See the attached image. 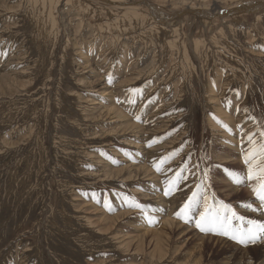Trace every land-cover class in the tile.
I'll return each instance as SVG.
<instances>
[{
    "label": "rangeland",
    "instance_id": "obj_1",
    "mask_svg": "<svg viewBox=\"0 0 264 264\" xmlns=\"http://www.w3.org/2000/svg\"><path fill=\"white\" fill-rule=\"evenodd\" d=\"M120 2L137 12L100 0H0V264H258L264 236L245 246L199 231L198 213L190 223L174 213L203 181L210 204L264 223L243 162L245 134L258 139L264 123V9L176 14L214 3L226 15L264 0ZM177 149L163 172L152 167ZM185 163L187 179L166 197Z\"/></svg>",
    "mask_w": 264,
    "mask_h": 264
},
{
    "label": "snow or ice",
    "instance_id": "obj_2",
    "mask_svg": "<svg viewBox=\"0 0 264 264\" xmlns=\"http://www.w3.org/2000/svg\"><path fill=\"white\" fill-rule=\"evenodd\" d=\"M112 82V78L109 77L108 83L111 84ZM129 91L135 93L138 92L139 89H129ZM133 102L134 101L131 100L129 101V103ZM135 119L139 121L140 116L137 115ZM213 119H215V117H213ZM216 122L218 124L221 123L219 120ZM221 126L226 127L225 125ZM257 131L259 132L258 139L255 138V132L245 134L249 147L244 152L243 162L247 166L246 179L249 182L248 187H250L256 200L259 201V209L264 210V123H257ZM157 142L158 139H153L148 143V147H152V145ZM178 151L179 149L174 150L166 156L161 157L159 162L153 161L152 167L158 173L163 172V165L176 156ZM101 154L105 155L104 153ZM113 163H115V161H113ZM186 170L187 164L185 163L184 166L176 172L174 177L165 181L164 195L166 197L172 195L176 191L177 186L182 180L187 179L186 176L182 175ZM227 174L233 183L237 185L244 183V177L234 172H228ZM206 176L207 174L205 173V179ZM202 184L203 181L196 184V190L192 191L191 195L187 197V200L180 206L179 210L174 213L177 219L182 220L184 223H190L193 222V217L198 213V216L194 219V224L199 231L223 235L245 246L249 243H256L259 238L264 236V223H258L255 220L245 221L244 218L238 216L229 205L223 204L222 202L217 201L215 205L210 204L208 195L206 193L202 195ZM124 200L128 207L139 209L144 213L149 224L154 222L151 217H147L145 209L134 199L124 197ZM104 206L108 211H112L107 198L104 200ZM244 207L251 208V205L246 204ZM252 210L255 211L256 209ZM233 221H240L241 225L246 224L247 226H234Z\"/></svg>",
    "mask_w": 264,
    "mask_h": 264
},
{
    "label": "bare ground",
    "instance_id": "obj_3",
    "mask_svg": "<svg viewBox=\"0 0 264 264\" xmlns=\"http://www.w3.org/2000/svg\"><path fill=\"white\" fill-rule=\"evenodd\" d=\"M70 1V0H69ZM174 1V0H173ZM20 2V1H19ZM33 2V1H32ZM44 2V1H43ZM140 1H138V2H135V3H130V4H135V5H137L138 3H139ZM12 3V2H11ZM18 3V2H17ZM21 3V2H20ZM35 3V2H34ZM53 3V2H52ZM58 3V2H57ZM70 3V2H69ZM95 3V2H94ZM102 3H105V4H109V5H114L115 3L116 4H119V6L121 7L122 5H125V6H129V5H127L128 3H126V4H123V3H121L120 2V0H105L104 2H102ZM142 3V2H141ZM143 4H144V2H143ZM252 4V3H251ZM249 2H246L243 6V8H247V7H249L250 5H251ZM48 5H49V3H46L45 2V5H43L44 6V10H45V6H47V8H48ZM51 5V4H50ZM140 5V4H139ZM37 6V5H36ZM55 6V5H54ZM68 6V5H67ZM145 6H147L148 8H149V10H150V12H151V18L154 20V21H156V22H158V23H160V20H162L163 19V17L164 16H161L159 13H157L154 9H152V5H150L148 2L147 3H145ZM213 10H208V8H202V9H191V10H188V11H190V12H192L193 14L192 15H197V16H201V17H205V16H216V15H222V11H221V9L219 10L218 9V7H217V5L216 4H214L213 3ZM234 6V5H233ZM14 7V6H13ZM38 7V6H37ZM41 7V6H40ZM39 7V8H40ZM116 7V6H115ZM241 7V6H240ZM252 7V6H251ZM253 7H255V6H253ZM50 8V7H49ZM121 8H125V9H127L128 10V12L130 11H133V12H137V10H136V8L135 7H121ZM193 8V7H192ZM237 7H235L234 9H236ZM42 9H43V7H42ZM105 9V8H104ZM48 10V9H47ZM56 10V9H55ZM68 10V9H67ZM72 10V9H71ZM52 11H53V9H52ZM74 11V10H73ZM4 12H6V11H4ZM231 12V11H230ZM228 12L227 14H228V16L229 15H231L232 13H238L239 12V10H234L233 12ZM25 13V12H24ZM73 13V12H72ZM140 13V12H139ZM178 13H180V12H178ZM54 14V13H53ZM58 14V13H57ZM63 14V13H62ZM69 14V13H68ZM67 14V15H68ZM126 14V13H125ZM141 14V13H140ZM128 15V14H127ZM135 16H137V15H135ZM178 16V15H177ZM140 17V16H139ZM176 17V16H175ZM220 17V16H219ZM80 18V17H79ZM119 18V17H118ZM130 18V17H129ZM137 18H138V16H137ZM142 18V17H141ZM186 18V17H185ZM207 18V17H206ZM205 18V19H206ZM180 19V18H179ZM211 19V18H210ZM51 20V19H50ZM64 20V19H63ZM67 20V19H66ZM141 20H143V19H141ZM164 20V19H163ZM166 20V19H165ZM185 20V19H184ZM214 20V19H213ZM81 21V20H80ZM146 21V20H145ZM195 21V20H194ZM44 22V21H43ZM72 23V22H71ZM193 23V22H192ZM63 24V23H62ZM74 24V23H73ZM152 24V23H151ZM42 25V24H41ZM50 25V24H49ZM85 26V25H84ZM106 26V25H105ZM119 26V25H118ZM162 26H164V25H162ZM43 27V26H42ZM72 27H73V25H72ZM203 27V26H202ZM232 27V26H231ZM69 28V27H68ZM79 28V27H78ZM107 28V27H106ZM144 28V27H143ZM157 28V27H156ZM8 29V28H7ZM174 30V29H173ZM105 31V30H104ZM148 31V30H147ZM235 31V30H234ZM248 31V30H247ZM215 33V32H214ZM33 34V33H32ZM183 34V33H182ZM181 34V35H182ZM34 35V34H33ZM134 35V34H133ZM147 35V34H146ZM138 36V35H137ZM56 37V36H55ZM101 37H102V35H101ZM72 38V37H71ZM70 38V39H71ZM145 38V37H144ZM175 38V37H174ZM97 39V38H96ZM138 39V38H137ZM142 39V38H141ZM190 39V38H189ZM194 39V38H193ZM143 40V39H142ZM163 40V39H162ZM224 40V39H223ZM259 40V39H258ZM74 41V40H73ZM105 42V41H104ZM161 42V41H160ZM190 42V41H189ZM188 42V43H189ZM151 43V42H150ZM187 43V44H188ZM214 43V42H213ZM63 44H64V42H63ZM80 44V43H79ZM135 44V43H134ZM139 44V43H138ZM162 44V43H161ZM251 44V43H250ZM170 45V44H169ZM106 46V45H105ZM117 46V45H116ZM249 46V45H248ZM128 47V46H127ZM146 47V46H145ZM122 48V47H121ZM198 48V47H197ZM249 48V47H248ZM96 49V48H95ZM171 49V48H170ZM194 49V48H193ZM29 51V50H28ZM162 51V50H161ZM168 51V50H167ZM237 53V52H236ZM256 53V52H255ZM202 54V53H201ZM218 54V53H217ZM80 55V54H79ZM78 55V56H79ZM157 55V54H156ZM184 55V54H183ZM84 58V57H83ZM139 58V57H138ZM198 58V57H197ZM85 59L87 60V58L85 57ZM173 59V58H172ZM84 60V59H83ZM82 60V61H83ZM181 60V59H180ZM190 61V60H189ZM199 62V61H198ZM236 62V61H235ZM87 63V62H86ZM88 65V64H87ZM158 65V64H157ZM173 65H174V63H173ZM187 65V64H186ZM236 65V64H235ZM165 66V65H164ZM84 67V66H83ZM193 67V66H192ZM177 68V67H176ZM56 69V68H55ZM243 69V68H242ZM168 71H169V69H168ZM173 71V70H172ZM262 71V70H261ZM222 72V71H221ZM61 73V72H60ZM219 73V72H218ZM3 74V73H2ZM123 74V73H122ZM159 74V73H158ZM233 74V73H232ZM10 75V74H9ZM176 75V74H175ZM125 76H126V74H125ZM237 76V75H236ZM9 77V76H8ZM7 77V78H8ZM159 77V76H158ZM234 77V76H233ZM169 78V77H168ZM186 78V77H185ZM83 79V78H82ZM167 80V79H166ZM173 80V79H172ZM1 81V80H0ZM160 81V80H159ZM2 82V81H1ZM78 82V81H77ZM96 82H97V80H96ZM192 82V81H191ZM41 83V82H40ZM92 83V82H91ZM3 84V83H2ZM89 86V85H88ZM71 87V86H70ZM42 88V87H41ZM84 88V87H83ZM224 88H225V86H224ZM14 89V88H13ZM85 89V88H84ZM97 90V89H96ZM104 91V90H103ZM1 93H2V91H1ZM75 93V92H74ZM209 93H210V91H209ZM15 94V93H14ZM90 94V93H89ZM225 94V93H224ZM116 95V94H115ZM5 96V95H4ZM111 96V95H110ZM109 96V97H110ZM204 96V95H203ZM107 97V96H106ZM42 99V98H41ZM111 99V98H110ZM211 99V98H210ZM209 99V100H210ZM102 101V100H101ZM214 101H216V100H214ZM7 102V101H6ZM109 102V101H108ZM7 104V103H6ZM98 105V104H97ZM89 107V106H88ZM97 109H98V107H97ZM100 109V108H99ZM118 109V108H117ZM88 110V109H87ZM110 110V109H109ZM119 110V109H118ZM120 110H121V108H120ZM110 111H113V110H110ZM109 111V112H110ZM3 112V111H2ZM83 112V111H82ZM104 112V111H103ZM114 112H116V111H114ZM118 112V111H117ZM108 113V112H107ZM112 114H113V112H111ZM111 113H109V114H111ZM105 114V113H104ZM123 114V113H122ZM106 115V114H105ZM120 114L118 113L117 114V117L119 116ZM221 115V114H220ZM223 115V114H222ZM227 115V114H226ZM67 116V115H66ZM110 116V115H109ZM114 116V115H113ZM89 117V116H88ZM101 117V116H100ZM116 117V116H115ZM128 117V116H127ZM121 119V117H119V120ZM125 119V118H124ZM90 120V119H89ZM96 120V119H95ZM100 120V119H99ZM123 120V119H122ZM87 121V120H86ZM92 121V120H91ZM124 122H125V120H124ZM21 123V122H20ZM114 123V122H113ZM87 124V123H86ZM126 124V123H125ZM77 125V124H76ZM115 125V124H114ZM133 126V125H132ZM83 127V126H82ZM130 127V126H129ZM117 128H118V126H117ZM125 128V127H124ZM123 128V129H124ZM131 128V127H130ZM138 128H139V126H138ZM212 128V127H211ZM125 129H127V127L125 128ZM124 129V130H125ZM108 130V129H107ZM134 130V129H133ZM14 131V130H13ZM216 131V130H215ZM27 132V131H26ZM117 132V131H116ZM129 132H130V130H129ZM113 133V132H112ZM100 135V134H99ZM114 135V134H113ZM41 136V135H40ZM85 138V137H84ZM89 138V137H88ZM66 139V138H65ZM31 140V139H30ZM215 140V139H214ZM213 141V140H212ZM231 141V140H230ZM18 142V141H17ZM77 142V141H76ZM233 142V141H232ZM111 143V142H110ZM66 145V144H65ZM60 146H62V145H60ZM135 146V145H134ZM138 146V145H137ZM8 147V146H7ZM101 147V146H100ZM139 147V146H138ZM137 147V148H138ZM232 147V146H231ZM143 148V147H142ZM1 149V148H0ZM4 149V148H3ZM2 150V149H1ZM36 150V149H35ZM44 150V149H43ZM229 151V150H228ZM236 151V150H235ZM36 152V151H35ZM3 155V154H2ZM45 155V154H44ZM87 155V154H86ZM6 156V155H5ZM71 156V155H70ZM122 156V155H121ZM46 157V156H45ZM239 157V156H238ZM232 158V157H231ZM121 159V158H120ZM104 161V160H103ZM233 161V160H232ZM57 163V162H56ZM229 163V162H228ZM235 164V163H234ZM104 165V164H103ZM240 165V164H239ZM96 166V165H95ZM133 167V166H132ZM36 168V167H35ZM63 168V167H62ZM79 168V167H78ZM107 168V167H106ZM122 168V167H121ZM139 168V167H138ZM146 168V167H145ZM238 168V165H236L235 166V169H236V171L238 170L237 169ZM104 169V168H103ZM126 169V168H125ZM124 169V170H125ZM143 169V168H142ZM120 170V169H119ZM127 170V169H126ZM125 170V171H126ZM117 171V170H116ZM115 171V172H116ZM123 171V170H122ZM130 171V170H129ZM121 172V171H120ZM137 172V171H136ZM142 172V171H141ZM56 173V172H55ZM117 173H118V171H117ZM139 173V172H138ZM137 173V174H138ZM32 174V173H31ZM45 174V173H44ZM100 174V173H99ZM128 174H129V172H128ZM109 175V174H108ZM111 175V174H110ZM133 175V174H132ZM139 175V174H138ZM57 176V175H56ZM116 176H117V174H116ZM115 176V177H116ZM120 176V175H119ZM111 178V177H110ZM106 179V178H105ZM230 179V178H229ZM77 180V179H76ZM145 181V180H144ZM28 182V181H27ZM225 182V181H224ZM65 183V182H64ZM73 183V182H72ZM36 184V183H35ZM35 186V185H34ZM225 186V185H224ZM229 186H227V188H228ZM232 187V186H231ZM233 188V187H232ZM24 189V188H23ZM40 189V188H39ZM69 189V188H68ZM235 189V188H234ZM30 191V190H29ZM231 191H233V190H231ZM244 191V190H243ZM40 192V191H39ZM229 192V191H228ZM241 192H242V190H241ZM240 192V193H241ZM7 193V192H6ZM137 193H138V190H137ZM218 193V192H217ZM237 193V192H236ZM247 193V192H246ZM34 194V193H33ZM159 194V193H158ZM227 194V193H226ZM239 195V194H238ZM151 196V195H150ZM247 196V195H246ZM65 197V196H64ZM157 197V196H156ZM27 200V199H26ZM71 201V200H70ZM173 201V200H172ZM37 204V203H36ZM28 207V206H27ZM43 208H44V206H43ZM64 208V207H63ZM34 209V208H33ZM256 209V208H255ZM36 210V209H35ZM167 210V209H166ZM170 211V210H169ZM16 212H17V210H16ZM129 212V211H128ZM94 213V212H93ZM54 214H56V213H54ZM92 214V213H91ZM251 214V213H250ZM122 215V214H121ZM119 216V215H118ZM16 217V216H15ZM154 217V216H153ZM168 217V216H167ZM61 218V217H60ZM78 218V217H77ZM82 218V217H81ZM165 218V217H164ZM101 219V218H100ZM99 219V220H100ZM110 219H112V218H110ZM109 220V219H108ZM114 220V219H113ZM56 221V220H55ZM67 221V220H66ZM97 221V220H96ZM95 221V222H96ZM157 221V220H156ZM164 221V220H163ZM166 221H167V218H166ZM53 222V221H52ZM106 222H108V221H106ZM97 223V222H96ZM164 223H166V226H170V229L172 228V225H173V222H164ZM80 224V223H79ZM95 224V223H94ZM111 224V223H110ZM99 225V224H98ZM163 225H165V224H163ZM111 226V225H110ZM44 227V226H43ZM107 227V226H106ZM151 227V226H150ZM140 228V227H139ZM163 228H165V227H163ZM101 229V228H100ZM169 229V230H170ZM86 230V229H85ZM47 231V230H46ZM92 231V230H91ZM100 231H102V230H100ZM99 231V232H100ZM107 231V230H106ZM171 232H172V230H170ZM84 232V231H83ZM103 232V231H102ZM105 232V231H104ZM167 232V231H166ZM34 233V232H33ZM106 233V232H105ZM152 233H154V231L152 232ZM196 233V232H195ZM82 234V233H81ZM112 234V233H111ZM120 234V233H119ZM161 234V233H160ZM164 234H166V233H164ZM191 235V234H190ZM50 236V235H49ZM144 236V235H143ZM146 236H148V235H146ZM145 236V237H146ZM155 235H153V237H154ZM166 236V235H165ZM65 237V236H64ZM70 237V236H69ZM125 237H127V236H125ZM150 237H151V233H150ZM149 237V238H150ZM160 237V236H159ZM79 238V237H78ZM141 238V237H140ZM162 238V237H161ZM142 239V238H141ZM49 240V239H48ZM138 240V239H137ZM140 240V239H139ZM152 240V239H151ZM163 240V239H162ZM167 240V239H166ZM80 241V240H79ZM132 241V240H131ZM141 241V240H140ZM150 241V240H149ZM168 241V240H167ZM154 242V241H153ZM169 242V241H168ZM105 243V242H104ZM150 243V242H149ZM152 243V242H151ZM163 243V242H162ZM154 244V243H153ZM166 244V243H165ZM164 244V245H165ZM131 245V244H130ZM129 245V246H130ZM162 245V244H161ZM133 246V245H132ZM146 246V245H145ZM150 246V245H149ZM148 246V247H149ZM155 246V245H154ZM160 247V246H159ZM158 247V248H159ZM162 247V246H161ZM127 248H128V246H127ZM155 248H156V246H155ZM157 249V248H156ZM128 250V249H127ZM141 250V249H140ZM139 250V251H140ZM111 251V250H110ZM136 251H137V249H136ZM154 251H155V249H154ZM128 252V251H127ZM239 262V261H238ZM241 262V261H240ZM61 263V262H60ZM113 263V262H112ZM253 262L252 261H248L247 263H245V264H252ZM67 264V263H66ZM225 264H226V262H225ZM241 264V263H240ZM258 264H264V257L262 258V261L261 262H259Z\"/></svg>",
    "mask_w": 264,
    "mask_h": 264
},
{
    "label": "water",
    "instance_id": "obj_4",
    "mask_svg": "<svg viewBox=\"0 0 264 264\" xmlns=\"http://www.w3.org/2000/svg\"><path fill=\"white\" fill-rule=\"evenodd\" d=\"M100 1H102V2H104V0H100ZM250 6H255L256 8H259V9H264V3H252ZM243 7L244 6H239V7H237L236 9H234V10H242L243 9ZM233 12V11H232ZM176 14V13H175ZM174 14V15H175ZM182 14H193L192 12H190V11H188V10H186V11H182V12H180V13H177L176 15H182ZM173 15V16H174ZM220 16H223V17H225V16H228V14H223V15H220ZM205 17H208V16H205ZM208 18H212V17H208ZM222 18V17H221Z\"/></svg>",
    "mask_w": 264,
    "mask_h": 264
}]
</instances>
